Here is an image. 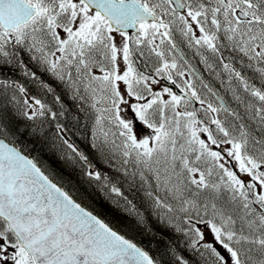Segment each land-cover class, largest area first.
<instances>
[{
  "label": "snow or ice",
  "instance_id": "6c2138e0",
  "mask_svg": "<svg viewBox=\"0 0 264 264\" xmlns=\"http://www.w3.org/2000/svg\"><path fill=\"white\" fill-rule=\"evenodd\" d=\"M0 264H264V0H0Z\"/></svg>",
  "mask_w": 264,
  "mask_h": 264
}]
</instances>
